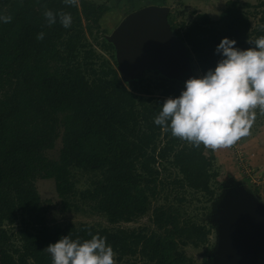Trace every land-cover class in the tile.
Segmentation results:
<instances>
[{"label":"trees","instance_id":"1","mask_svg":"<svg viewBox=\"0 0 264 264\" xmlns=\"http://www.w3.org/2000/svg\"><path fill=\"white\" fill-rule=\"evenodd\" d=\"M248 7L253 6L229 0L220 19L200 14L190 24L169 14L171 30L188 45L202 75L222 58L216 48L224 37L247 49L254 46L249 39L264 35V1L258 5L263 23L257 29ZM109 9L95 0H0V15L12 18L0 21L3 264H52L43 250L68 234L73 239L106 236L128 264H194L185 248L208 241L206 225L191 211L202 210L217 194L216 158L202 144L196 147L154 123L164 100L180 95L176 84L142 78L125 85L113 63L116 47L103 39L102 15ZM46 10L70 13L71 26L63 27L59 18L49 25ZM41 32L43 39H37ZM60 139L58 158H50L47 152ZM83 177L89 186L79 189ZM46 179L56 181L66 211L87 206L111 227L50 224L52 202L36 185ZM149 214L153 228L122 227ZM16 223L15 258L5 224Z\"/></svg>","mask_w":264,"mask_h":264},{"label":"rangeland","instance_id":"2","mask_svg":"<svg viewBox=\"0 0 264 264\" xmlns=\"http://www.w3.org/2000/svg\"><path fill=\"white\" fill-rule=\"evenodd\" d=\"M98 3H106L111 10L102 15L103 39L113 43L116 47L117 42L112 39V34L119 26L120 22L128 15L124 8V2L118 0H95ZM165 0H149L147 4L162 6ZM229 0H218L213 3L210 13L214 19H220L222 12L226 9ZM264 0H236L239 5L250 3L253 7L245 8L248 13L252 28L257 29L262 25V9L258 5ZM207 2V1H205ZM120 9L117 10V6ZM150 6V5H148ZM170 13L176 16L177 23L190 24L197 20L199 15L207 10L204 1L199 0H168L167 5ZM126 7V6H125ZM143 8L142 5L136 9ZM131 10V9H130ZM93 42L94 39L92 38ZM185 49V60L180 62V68L173 74L168 73L159 65H146L143 67L132 68L123 57L119 58L117 48L114 52L113 63L117 68L121 79L126 86L131 87L133 83L142 78L153 81H167L176 84L182 91L185 82L194 76H202L198 64L187 44L183 43ZM98 51L107 59L110 55L106 52ZM170 73V74H169ZM157 95L161 92L155 91ZM256 119L254 120L250 132L247 136L238 140L235 144L227 148L212 150L207 148V154L214 155L216 158V168L220 172L219 180L214 184L217 191L213 201L199 211H191L197 220L204 223L209 231L208 241L200 248L189 245L185 248L187 254L193 258L194 264H225L227 251L225 242V228L220 215L226 204L230 200L231 194H246L252 196L256 201L264 206V113L259 108L255 109ZM62 147L61 139L57 142L56 149L48 151L50 158H58ZM37 188L44 200L52 202V208L48 214L49 223L52 225L66 226L70 223H90L97 227H111L107 219L98 213L93 212L87 206H81L75 211H66L61 199L58 197L57 184L54 179L38 180ZM89 186L85 177L77 183L79 189H86ZM190 211V210H189ZM194 216V217H195ZM19 223L15 225L5 224V228L12 237L13 248L10 254L17 257L15 251L19 249L20 242L16 237ZM126 229H138L140 227H152L151 215L139 218L135 222L123 224ZM116 264H128V258H119L115 254ZM0 264H3L0 260ZM10 264V263H7Z\"/></svg>","mask_w":264,"mask_h":264},{"label":"clouds","instance_id":"3","mask_svg":"<svg viewBox=\"0 0 264 264\" xmlns=\"http://www.w3.org/2000/svg\"><path fill=\"white\" fill-rule=\"evenodd\" d=\"M44 16L49 25L57 23V18L65 28L72 24L70 13L46 10ZM11 19L0 15L4 23ZM43 37L41 32L37 39ZM248 43L254 46L241 49L236 40L224 37L216 48L222 58L215 68L189 78L179 96L165 99L154 123L174 137L212 150L230 147L247 136L256 119L255 109L264 113V35ZM43 251L50 254L52 264H116L113 247L99 233L90 239H73L68 234Z\"/></svg>","mask_w":264,"mask_h":264},{"label":"water","instance_id":"4","mask_svg":"<svg viewBox=\"0 0 264 264\" xmlns=\"http://www.w3.org/2000/svg\"><path fill=\"white\" fill-rule=\"evenodd\" d=\"M169 14V7L158 5L128 14L112 34L119 58L132 68L159 65L175 73L186 53L171 30ZM230 197L220 215L226 226L225 264H264V206L246 194Z\"/></svg>","mask_w":264,"mask_h":264},{"label":"crops","instance_id":"5","mask_svg":"<svg viewBox=\"0 0 264 264\" xmlns=\"http://www.w3.org/2000/svg\"><path fill=\"white\" fill-rule=\"evenodd\" d=\"M119 1H123L124 2V8H126L125 9V11L127 10V12H128V10L130 11V9L132 10V9H136L138 6H144V5H146V3L149 1V0H118V2ZM152 1V0H151ZM168 1V0H167ZM199 1H202V0H199ZM204 1V4H205V6H207V10L206 11H204L203 13H201V14H207V15H209L213 20H217V19H214L213 18V16L214 15H212L211 13H210V9H211V7H212V5H213V3H215L216 1H218V0H203ZM205 1H207V2H205ZM150 4H153V3H150ZM108 5V4H107ZM147 5H149V4H147ZM126 6V7H125ZM108 7L110 8L109 9V11L111 10V7L108 5ZM120 8H122V7H120V5H118L117 6V10L118 9H120ZM108 12V11H107ZM106 13V12H105ZM121 23V22H120ZM102 24H103V22H102ZM202 73V72H201Z\"/></svg>","mask_w":264,"mask_h":264}]
</instances>
